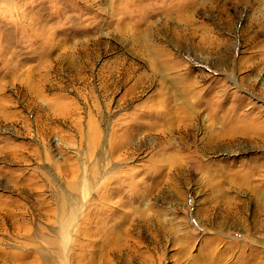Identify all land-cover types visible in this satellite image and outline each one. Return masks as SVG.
Returning a JSON list of instances; mask_svg holds the SVG:
<instances>
[{
    "label": "rangeland",
    "instance_id": "374dc122",
    "mask_svg": "<svg viewBox=\"0 0 264 264\" xmlns=\"http://www.w3.org/2000/svg\"><path fill=\"white\" fill-rule=\"evenodd\" d=\"M247 2L0 0V264H207L210 239L264 264L234 182L256 159L264 176L238 133L264 127V1Z\"/></svg>",
    "mask_w": 264,
    "mask_h": 264
},
{
    "label": "bare ground",
    "instance_id": "6f19581e",
    "mask_svg": "<svg viewBox=\"0 0 264 264\" xmlns=\"http://www.w3.org/2000/svg\"><path fill=\"white\" fill-rule=\"evenodd\" d=\"M241 1H244L245 3H248L247 2V0L245 1V0H241ZM264 0H254V2H253V5H252V9L253 10H255V6L257 7L256 9L258 10V8H259V6H260V4L263 2ZM130 2V1H129ZM135 3V2H134ZM253 18V17H252ZM254 19H255V17H254ZM259 20V19H258ZM261 25V24H260ZM203 37H204V35H202ZM174 39H177V38H174ZM204 47H205V45H203ZM254 65V64H253ZM182 91H179V94L180 95H182L183 93H181ZM186 92V91H185ZM223 92V91H222ZM174 97V96H173ZM179 97V95L177 96V98ZM187 98V97H186ZM174 98H172V100H173ZM175 103V102H174ZM210 103V102H209ZM212 103V102H211ZM184 105H188V106H190V103L189 102H185V104ZM211 107H212V111L215 113V111H216V108H217V106L215 105H210ZM174 107L176 108V110H172V109H170L169 111L172 113L171 114V118L173 119V120H177V122H178V120H179V122H181L182 123V126H179V128H181L180 129V131L179 132H181V133H183L185 130H186V127L184 128V126L185 125H183L184 123V120L180 117V115H179V113H180V107H179V109L176 107V104H174ZM183 107L184 106H181V108L183 109ZM190 108V107H189ZM181 109V110H182ZM195 113V112H194ZM246 113H249L248 111H244L243 112V115L245 116L246 115ZM248 115V114H247ZM246 115V116H247ZM202 116V115H201ZM173 120L171 121L172 123H173ZM245 124V123H244ZM247 124V123H246ZM250 124V123H249ZM260 123L257 121V119L255 118L254 120H252V123H251V125L250 126H248V124H247V126H244V127H242V129H240L239 131H238V133H241V134H243V135H246L250 140H251V142H253L255 145H259V146H264V127L263 126H261V125H259ZM190 125V124H189ZM174 126V125H173ZM179 128H176V129H179ZM183 131V132H182ZM237 132V131H236ZM169 133V132H168ZM235 134L236 133H228V137L230 136V137H232V136H235ZM243 135H241V136H243ZM250 135V136H249ZM227 136V135H226ZM236 137V136H235ZM227 138V137H226ZM211 144L209 143H206L205 144V146H203L202 147V149H198V151H203V152H207V151H209L210 149H211ZM213 150V149H212ZM204 154H206V153H204ZM194 158L196 157V155L195 156H193ZM198 157V156H197ZM201 157V156H200ZM192 159V161H193V158H191ZM190 158L188 159V160H191ZM196 159V158H195ZM192 161H190L191 162V164L193 165L194 164V162H192ZM189 162V161H188ZM196 163V162H195ZM197 163H198V161H197ZM252 164H250V163H248V164H245L243 167H242V169H241V167L239 168V172H240V175L238 174V177L239 178H241L239 181H234V182H236L235 183V186L236 187H238V188H241V187H243V188H246L247 189V191L249 192V196H252V198H253V200L255 201V205H254V208H253V218H254V222L251 224V225H249V226H243V224L241 225V227H243V229H244V231H245V233H246V235H249L250 236V234L252 233V232H261V233H264V222H262V220H264V176H263V174L262 173H257V171L259 170V169H261L260 168V166L261 165H263V164H261V162H259L258 161V159H256L255 161L254 160H252V162H251ZM168 169H170V167H167ZM196 168V167H195ZM183 169V168H182ZM235 170V169H234ZM237 170V169H236ZM262 170V169H261ZM180 171V169L178 170V172ZM181 172H182V170H181ZM180 172V173H181ZM185 172V171H184ZM179 173V174H180ZM257 173V174H256ZM182 174H184V173H182ZM233 174V173H232ZM178 175V174H177ZM250 175H253L254 177L251 179V178H249V176ZM255 176H256V178H255ZM236 177H237V175H236ZM237 177V178H238ZM251 177V176H250ZM167 178V177H166ZM170 178V177H169ZM172 180V179H171ZM237 180V179H236ZM168 182H170L171 183V181H168ZM173 182V181H172ZM174 183V182H173ZM172 184V183H171ZM173 186V185H172ZM170 188H172V187H170ZM213 189V188H212ZM215 189V188H214ZM237 190V189H236ZM238 190H240V189H238ZM244 190V189H243ZM229 201H231V200H229ZM228 201V202H229ZM221 203V202H220ZM212 204H214V203H212ZM223 204V203H222ZM241 202L238 204L236 201H234V202H229L228 204H224V206L223 207H218V209L216 210L218 213H219V215L221 216V217H228L229 219H232L231 221H233V222H236L238 219H240V224L243 222V220L245 219L244 217H241L240 216V214H241V212H240V209H241ZM217 205V204H216ZM246 205V204H245ZM245 205H244V207H243V209L245 208ZM243 206V205H242ZM208 207V206H207ZM137 208H138V206H137ZM212 209V208H211ZM2 210H4V207H2V206H0V212L2 213V216L1 217H9V220H12L13 219V215L11 216L10 215V213H9V211L8 210H4V211H2ZM137 210V209H136ZM139 210V209H138ZM207 211L208 210H206L204 213H206L207 214ZM213 211V210H212ZM134 212V211H133ZM0 213V214H1ZM129 213H130V211H129ZM140 213H142V212H140ZM139 213V214H140ZM156 214H158V211H156L155 212ZM126 214V213H125ZM160 214V213H159ZM141 215V214H140ZM144 215V214H143ZM142 215V216H143ZM158 216H160V215H158ZM207 216V215H206ZM130 217V216H129ZM131 217H132V215H131ZM140 217V216H139ZM144 217V216H143ZM233 218H237V220L235 221ZM133 220V219H132ZM138 220V219H137ZM141 220H143L144 221V219H141ZM1 221V220H0ZM159 221H161V220H159ZM239 221V220H238ZM65 222V224L67 225L68 223L66 222V221H64ZM155 222V221H154ZM157 222V221H156ZM225 222V221H224ZM245 222V221H244ZM2 223V222H1ZM0 223V224H1ZM118 223V222H117ZM132 223V222H131ZM146 225H147V222H144ZM240 224H239V226H240ZM134 225V224H133ZM143 225V224H142ZM222 225V224H221ZM245 225V224H244ZM148 226V225H147ZM225 226V225H224ZM118 227V226H117ZM119 228V227H118ZM117 228V229H118ZM129 228V227H128ZM147 228V227H146ZM222 228V227H221ZM113 229V228H112ZM114 229H116V228H114ZM116 229V230H117ZM122 229V228H121ZM160 229V228H159ZM26 230V229H25ZM119 230V229H118ZM135 230V229H134ZM168 230V229H167ZM113 231V230H112ZM220 231H221V229H220ZM219 230H218V232H220ZM255 232V233H256ZM149 233V232H148ZM253 234V233H252ZM109 234H107V236H108ZM162 235V234H161ZM254 235V234H253ZM54 239V240H53ZM103 239H105V238H103ZM61 240H62V238H61ZM214 240L215 239H210V240H207V242H206V244L207 245H205L204 247V249H202V250H200L196 255H193V258H192V262L194 263L195 262V260L196 261H200L199 260V258H201V259H203L202 261H204L205 262V260H206V262H207V264H213V262H214V260H216V261H218V262H220V263H218V264H226V258L224 257L225 255H226V252L228 251V249H229V247L226 249V252H224L223 254H221V255H216L217 257L215 258L214 256H212V254L210 255L209 254V250L210 249H213L214 248V245L216 244L215 242H214ZM113 243V242H112ZM47 244L49 245V246H51V247H53V248H56V249H58V235H52L50 238H48V241H47ZM105 246H107V250H108V252L109 253H112V254H117L118 255V253H117V248H115V246L113 245V244H107V245H105ZM237 247V246H236ZM120 248V247H119ZM106 250V251H107ZM119 252H120V250H119ZM217 253V252H216ZM215 254V253H214ZM43 256V255H42ZM120 257V256H119ZM257 257H258V254H255V255H252V257L250 258H245V257H242V256H240V258L236 261V263H231V264H262L261 262L262 261H260V260H258L257 259ZM49 258H51L50 257V255H48V256H46L45 257V259H49ZM222 260H225V261H223L222 262ZM48 262V261H47ZM201 262V261H200ZM204 262H201V263H204ZM183 264V263H182ZM196 264H197V262H196ZM217 264V263H216Z\"/></svg>",
    "mask_w": 264,
    "mask_h": 264
}]
</instances>
